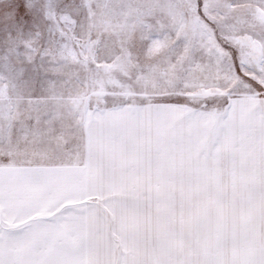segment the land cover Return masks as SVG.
<instances>
[{
    "label": "snow or ice",
    "instance_id": "6c2138e0",
    "mask_svg": "<svg viewBox=\"0 0 264 264\" xmlns=\"http://www.w3.org/2000/svg\"><path fill=\"white\" fill-rule=\"evenodd\" d=\"M0 264H264V0H0Z\"/></svg>",
    "mask_w": 264,
    "mask_h": 264
}]
</instances>
